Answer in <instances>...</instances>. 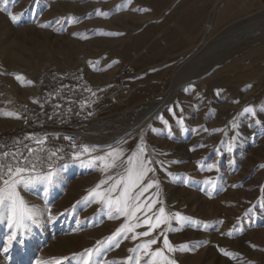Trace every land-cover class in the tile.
<instances>
[{
  "label": "rangeland",
  "instance_id": "rangeland-1",
  "mask_svg": "<svg viewBox=\"0 0 264 264\" xmlns=\"http://www.w3.org/2000/svg\"><path fill=\"white\" fill-rule=\"evenodd\" d=\"M42 78L55 84L57 111L76 103L82 124L73 131L89 151H72L51 167L58 171L52 185L20 186L21 197L45 215L7 255L8 229L0 223V264H55L97 247L94 264H136L141 254L129 250L153 237L152 248H164V236L177 248L164 249L176 264H264V0H0V136L26 131L21 122L41 112ZM121 78L129 94L111 105L107 97ZM248 106L255 117L243 113ZM141 138L155 169L143 183L155 180L158 188L140 200L157 202L137 213L141 227L109 244L136 219L114 210L110 219L106 207L85 198L100 181L124 174L122 166L104 170L106 154L130 156ZM99 156L105 161L88 164ZM160 207L169 223L132 239ZM146 260L141 255L139 264Z\"/></svg>",
  "mask_w": 264,
  "mask_h": 264
},
{
  "label": "snow or ice",
  "instance_id": "snow-or-ice-1",
  "mask_svg": "<svg viewBox=\"0 0 264 264\" xmlns=\"http://www.w3.org/2000/svg\"><path fill=\"white\" fill-rule=\"evenodd\" d=\"M10 18L13 22L17 21L15 15L10 14ZM41 26L45 27L46 25ZM243 113L250 114L253 117L256 116V111L252 106L245 107ZM160 119H162V117H160ZM255 122L257 124L261 123L258 119ZM163 123L165 125L168 124L167 121H163ZM178 123H182V120H178ZM231 126L236 130L239 128V125L235 122H233ZM65 139H70V137H65ZM237 140L238 134L230 138V142L227 144V151L229 153L233 152ZM31 151L32 150L29 149L30 154ZM83 151L88 152L89 149L85 146ZM51 155L55 156L56 153H51ZM106 155L110 158V162L104 164V170L107 171L108 169L122 166L124 167V174L109 176L107 180L100 181V183L89 192L88 197L85 199H91L97 203H101L107 208L110 219L113 218L111 213L114 210L118 215L124 216L126 221L132 220L133 218L137 221L135 224L131 225L125 222L117 229L112 236L107 238L108 243L111 244L126 233L132 232L134 228L142 226L140 217L137 216V213L144 210L151 211L153 205L157 201L152 200L151 203L141 202L140 197L154 185L158 188V182L149 180L148 183H143L148 173L154 172L155 169L150 167L153 161L146 158V148L142 142V138L141 144L130 156L125 157L122 149H114ZM0 156L7 158L8 153H0ZM73 158L78 159L79 154L74 153ZM96 160L105 161V156L95 157L89 160L88 164L90 166L94 165ZM207 168L208 170H218L215 164H208ZM57 176L58 171L51 167H49L46 172L37 173L36 164L33 162L31 166H29V162L23 157L17 159L13 156L11 163H5L3 160H0V223H5L8 229V234L5 237V243L2 248L5 255L9 253L14 245H24L32 226H39L41 218L45 215L44 212L34 205H29L21 197L19 191L20 186L23 185L27 188L36 183L50 186L55 182ZM108 181H112V183L101 191V186L108 183ZM207 183L213 184L211 180L207 181ZM156 195H159V193L157 192ZM154 216L155 222H153V217H146L143 219V225H147L148 230L134 234L132 239L148 237L153 230L159 228L162 224L169 223V218L165 215L164 207H160L158 214H154ZM55 219L56 217L52 216L50 210H48V220L55 221ZM175 219L183 220L187 218L181 217L177 213L175 214ZM160 235H163V232L160 233ZM158 239L159 237L148 239L129 251L140 253L143 257H147L145 264H176L175 260L165 255L164 249H167L168 252H174L177 251V248L170 244L167 236H164V248L153 249L152 246L158 243ZM185 249L186 246L182 245L179 250L183 251ZM99 252V247L86 249L79 255L73 254L71 258L63 257L56 259L55 264H63L64 260L73 258L78 260V264H94V256L99 254ZM225 254L227 255L228 253ZM141 255L135 257L136 264H139ZM132 260L133 257L127 258V261ZM37 264H40V262L38 261Z\"/></svg>",
  "mask_w": 264,
  "mask_h": 264
},
{
  "label": "trees",
  "instance_id": "trees-1",
  "mask_svg": "<svg viewBox=\"0 0 264 264\" xmlns=\"http://www.w3.org/2000/svg\"><path fill=\"white\" fill-rule=\"evenodd\" d=\"M43 80L44 78H42L37 92V100L42 104L40 115L36 118L37 125H39L40 128H56L57 130L64 131L75 130L82 124L81 113L78 111L76 103L66 104L63 102L61 110L57 111L53 106L54 103L51 102L55 97H60L59 95L55 94L53 89L55 84L52 83L48 86L43 82ZM72 94L74 98L77 96L76 91H73ZM65 107H68L67 110ZM27 122L29 125L26 131L18 130L13 133L0 136V153H8L7 158L0 156V160H3L5 163H11L13 156L19 159L20 156H24L26 153H28L27 145L30 143V139L27 137V134L30 131H34V126H31L30 120ZM5 138L8 139L7 145L10 146V149L7 151H3ZM63 139V136L60 135L55 141L51 138L46 141L44 151L48 153V158L44 157L43 166H40L41 164H39L41 163L42 158L38 156L35 158L36 162L38 163L36 165V171H46L47 168L54 165L53 162H59L69 158L72 150L70 149L68 143ZM56 141L60 143L57 144ZM57 145L59 147L58 151L56 149ZM51 153H56V155L52 156Z\"/></svg>",
  "mask_w": 264,
  "mask_h": 264
},
{
  "label": "crops",
  "instance_id": "crops-1",
  "mask_svg": "<svg viewBox=\"0 0 264 264\" xmlns=\"http://www.w3.org/2000/svg\"><path fill=\"white\" fill-rule=\"evenodd\" d=\"M40 115V112L39 111H36L34 110L31 114H30V121H31V126H34V131H30L28 134H27V137L30 139V143L27 145V148H28V153H26L24 156H20L25 158L28 162H29V166H31V163H35L36 165L38 164L36 162V157H41V164L40 166H43L44 165V157L45 158H48V153L45 150V143L48 139H53L54 141L58 138V136H60V132L61 131H64V130H58V131H55V132H49L47 133L48 130H57L56 128H51V129H48V128H40L39 125H37V120L36 118ZM40 133H43L45 134V138L42 137V135H40ZM43 138V139H41ZM57 144H59L60 142L56 141ZM29 149H31V154L29 153ZM57 151L59 150V147L57 145L56 147ZM62 161V160H61ZM59 161V162H61ZM47 162H48V159H47ZM54 165L57 164L58 162H53ZM46 164V163H45ZM48 165V163H47ZM53 165V166H54ZM52 166V167H53ZM48 170V168H47ZM42 172V171H40ZM44 172V171H43Z\"/></svg>",
  "mask_w": 264,
  "mask_h": 264
},
{
  "label": "built area",
  "instance_id": "built-area-1",
  "mask_svg": "<svg viewBox=\"0 0 264 264\" xmlns=\"http://www.w3.org/2000/svg\"><path fill=\"white\" fill-rule=\"evenodd\" d=\"M246 64H249V61H245ZM129 70L126 69L123 71L124 75L128 74ZM129 94V89L127 87V81L124 78H121L119 82L115 83L112 89V92L108 95L107 97V101L109 104L111 105H117L118 102L123 99L126 98ZM28 122L27 121H23L21 122L20 128H28ZM61 135H63L64 137H70V139H66L68 142V145L70 147V149L72 151H77L80 155L84 154V151L82 148H80L79 144H78V135L76 133H73L71 131L67 132V131H61L60 132ZM45 134L42 136L43 138H45ZM8 139L4 140V147H3V151H7L10 149V146L7 145Z\"/></svg>",
  "mask_w": 264,
  "mask_h": 264
},
{
  "label": "bare ground",
  "instance_id": "bare-ground-1",
  "mask_svg": "<svg viewBox=\"0 0 264 264\" xmlns=\"http://www.w3.org/2000/svg\"><path fill=\"white\" fill-rule=\"evenodd\" d=\"M50 42V41H49ZM57 44V43H56ZM64 45V44H63ZM62 45V46H63ZM53 46V45H52ZM57 46H59V45H57ZM67 46V45H66ZM36 47V46H35ZM54 47V46H53ZM100 47H102V46H100ZM55 48V47H54ZM63 48V47H62ZM69 48V47H68ZM38 49V48H37ZM49 49H51V46H50V44H49ZM64 49V48H63ZM33 50V49H32ZM46 50V49H45ZM53 50V49H52ZM48 51V50H47ZM57 51V50H56ZM55 51V52H56ZM10 52V51H9ZM41 52H42V50H41ZM60 52V51H59ZM38 53V52H37ZM44 53V52H43ZM45 54V53H44ZM56 54H57V52H56ZM10 55L11 56H13L14 54H12V52L10 53ZM62 55V54H61ZM52 56H54V54L52 55ZM57 56V55H56ZM71 56V55H70ZM6 57H7V55H6ZM53 59H55V58H53ZM69 59V58H68ZM68 62H70V61H68ZM71 63V62H70ZM15 64V63H14ZM70 65V64H69ZM35 77V76H34ZM37 77H39V76H37ZM34 80V79H33ZM39 80V79H38ZM35 82H37V80H35ZM15 85V84H14ZM33 86H35V84L33 85ZM15 90H17L16 88H14ZM32 90V89H31ZM23 93V92H22ZM31 93H32V91H31ZM27 98V96H24V100ZM23 99V98H22ZM7 128V127H6ZM79 133V132H78ZM78 133L76 132V134L78 135ZM80 134V133H79Z\"/></svg>",
  "mask_w": 264,
  "mask_h": 264
},
{
  "label": "water",
  "instance_id": "water-1",
  "mask_svg": "<svg viewBox=\"0 0 264 264\" xmlns=\"http://www.w3.org/2000/svg\"><path fill=\"white\" fill-rule=\"evenodd\" d=\"M73 133H76V131H72Z\"/></svg>",
  "mask_w": 264,
  "mask_h": 264
}]
</instances>
